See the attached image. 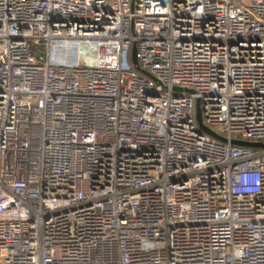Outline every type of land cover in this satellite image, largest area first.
<instances>
[{
	"label": "built area",
	"instance_id": "built-area-1",
	"mask_svg": "<svg viewBox=\"0 0 264 264\" xmlns=\"http://www.w3.org/2000/svg\"><path fill=\"white\" fill-rule=\"evenodd\" d=\"M0 264H264V0H0Z\"/></svg>",
	"mask_w": 264,
	"mask_h": 264
},
{
	"label": "water",
	"instance_id": "water-1",
	"mask_svg": "<svg viewBox=\"0 0 264 264\" xmlns=\"http://www.w3.org/2000/svg\"><path fill=\"white\" fill-rule=\"evenodd\" d=\"M133 62L135 64H137L138 60L136 57V52L135 49L133 51ZM177 91L178 90H182L179 87L175 88ZM187 91H192L191 89H186ZM196 119L198 121V124L200 126V128L202 130H204L205 132H207L208 134L220 139V140H226L223 136L219 135L218 133H216L215 131H213L211 128L207 127L204 122H203V118H202V113H201V109H200V100H197V104H196ZM232 143L237 144V145H242V146H258L261 145L260 143H256V142H251V141H246V140H239V139H233Z\"/></svg>",
	"mask_w": 264,
	"mask_h": 264
}]
</instances>
